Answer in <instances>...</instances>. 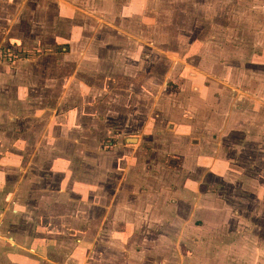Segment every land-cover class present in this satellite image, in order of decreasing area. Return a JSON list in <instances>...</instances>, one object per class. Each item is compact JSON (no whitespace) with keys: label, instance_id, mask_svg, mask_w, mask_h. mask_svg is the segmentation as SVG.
<instances>
[{"label":"rangeland","instance_id":"374dc122","mask_svg":"<svg viewBox=\"0 0 264 264\" xmlns=\"http://www.w3.org/2000/svg\"><path fill=\"white\" fill-rule=\"evenodd\" d=\"M0 142V264H264V0H0Z\"/></svg>","mask_w":264,"mask_h":264},{"label":"crops","instance_id":"0c3cea01","mask_svg":"<svg viewBox=\"0 0 264 264\" xmlns=\"http://www.w3.org/2000/svg\"><path fill=\"white\" fill-rule=\"evenodd\" d=\"M55 119L56 120H59L57 118H55ZM22 138H24V137H22ZM22 138L17 139V136H14L13 139H12V141H14L13 144H17L19 141H22V140H26L27 139V138H25V139H22ZM0 144H2V143L0 142ZM15 152H16V150L14 151L13 148H12L10 158L16 156L15 155L16 154ZM18 152L19 151H17V153ZM2 156H4V155L0 152V164L3 161V157ZM10 158H8V159H10ZM27 158H28V160L31 159L32 158V155L31 154H28ZM28 163L30 164L29 161H28ZM1 182L2 181H1V175H0V245H3V243L5 242V244H7L10 248L17 247L19 249L24 250L28 255L29 254L32 255L31 253H33L36 250V252L38 253V255L39 256H42L45 253V250H46V248L44 247L43 244L41 246H40V244H38L36 248H34V247L31 248V247H28V246H23V245H20L18 243V238H17V236H15V233L13 235H9V234H4L3 233L4 231H2V228L5 225L8 224V216L10 215L11 212H16L19 208H17V207L16 208L15 207L14 208H10L11 210L9 211V205H8L9 203L6 204V201L7 200L5 201L3 199V191H2L3 186L1 185ZM11 194H13V193H11ZM10 202L11 203H15L14 205H16L15 199H12ZM6 238H7V241H6ZM8 238L10 239L9 241H8ZM37 249H39V250H37ZM2 250L3 249L0 248V251H2ZM25 260L28 261V258H26Z\"/></svg>","mask_w":264,"mask_h":264}]
</instances>
